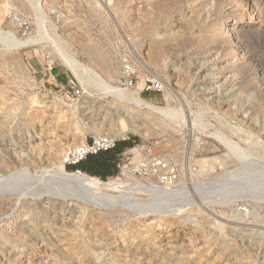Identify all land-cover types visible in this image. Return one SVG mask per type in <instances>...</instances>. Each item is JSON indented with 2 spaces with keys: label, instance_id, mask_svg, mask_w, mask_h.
I'll list each match as a JSON object with an SVG mask.
<instances>
[{
  "label": "rangeland",
  "instance_id": "rangeland-1",
  "mask_svg": "<svg viewBox=\"0 0 264 264\" xmlns=\"http://www.w3.org/2000/svg\"><path fill=\"white\" fill-rule=\"evenodd\" d=\"M3 1L0 0V9L4 8ZM55 1L48 0L51 11L47 13L51 16V21L55 22L59 27V33L66 36V40L71 44V51L81 63L90 64L96 68L94 69L99 74L105 75L107 72L104 68L92 62L91 56L84 49L86 47L99 51L101 56L106 60L110 58L107 61H111L114 68L121 72L120 77L116 76L117 78H114L115 81L120 79L127 85L129 82H132V88H135L142 82L143 77H146L145 82L151 81V90H147V86L145 85L142 97L160 106L168 104L165 90L154 86V80L151 75L153 74L151 73V63L149 61L152 42L151 35L149 36V34L151 33L147 35L149 37L146 36L147 38L143 37L141 39L135 34L138 27L148 23L151 25L152 14H154L151 0H114L116 4L120 3L119 13L113 10L98 13V11L96 12L89 7L86 0ZM64 3L67 5H64ZM68 4L69 8L66 10L65 7ZM234 5H231L232 7L230 5L225 6L222 17L227 18L232 15ZM14 6L18 7L21 11L17 17L20 19L24 17L22 20L25 19L28 22L26 21L23 27L19 28L12 23L13 21L9 16L5 17L2 24L8 26L9 30L18 36H23V34L35 35L36 26L33 24V17L31 16V12H29L30 9L28 7L25 9L19 3H16ZM211 7H207V9L209 10ZM182 12L173 16L170 25H159L158 29L156 28V32L158 33L157 40L162 41L165 39L164 36L167 38L169 35L171 36L168 38L173 36L179 37L182 32L181 26L184 23V19H188L189 17L188 6H184ZM125 16L126 18L123 22L122 19ZM63 17H67L69 20L65 22ZM181 20H183V23ZM246 21L255 22V20L251 19H247ZM253 33L245 42L249 44L250 52H257L263 58L264 33L261 31ZM2 47L0 44V166L2 168L5 167L4 163L8 161L11 155L17 157V159L21 157V159L36 160L37 162L41 160L48 162L51 160L55 163V161H58L56 157H58L61 147L68 142V139L64 137L65 127L72 123L69 122V118L65 120L58 119L60 116L58 110L60 109L57 106L60 104L58 101L60 98L65 100L67 104H74L75 102L81 106V114L77 115V117H79L85 127L93 126L103 121H107L110 124L118 117L116 116L117 113L114 107L107 105V101L93 99L94 102L90 97H87L88 94H86L84 88L75 81L60 60L49 65L47 63V54L41 48H30L13 52L5 50ZM195 54L194 48H191L186 55L178 59L177 62L179 64L168 60V68L164 73H160L162 80L172 87L173 94L176 96L174 97L173 95L176 101H171L173 107H177V109L182 108L185 113L188 110L189 112H200L202 110L204 111L203 114L201 113L202 118L214 125L215 128H221L218 122L222 119V121H225L226 118L225 122L230 121V123H235V120L232 121L230 119L231 116L227 114L229 107L233 109L238 105L241 108L244 106V103L247 106H249V103L257 105L255 102L259 100L260 103L258 104L263 105L262 96L259 97L256 94L257 90L254 87H251L252 95L255 93L253 96L250 94V91H246L247 98L245 93V95L234 97L238 92H236V87L231 90L235 83L232 84L233 81L230 80V77H232L233 71L236 68V59L232 56L220 59L217 57L215 50L211 51L207 56H200L199 58L195 57ZM204 60L208 64L201 70L198 64ZM24 66L28 67L29 73L23 70ZM253 67L249 68L250 70L247 69L250 72L246 71L244 73L246 75L242 77L254 76L255 67ZM124 69L131 72V74L125 76ZM208 73L209 75H207ZM29 77H31V80ZM257 85L260 86V89H263L261 90V95L264 94V81L257 82ZM77 92L79 93L77 94ZM32 96H36V104L31 103L30 98ZM254 97L258 98L255 100ZM234 104L237 105L234 106ZM61 105L65 106L64 103H61ZM262 105H258L262 110L258 114L259 116L257 115L258 117L256 116L257 118L250 124L253 128L259 126L264 130V106ZM202 108H206L207 110H203ZM225 111L227 115H225ZM187 113L189 121L192 122L194 116L191 115L192 113ZM215 113L220 115L219 117L221 118L218 117L219 121ZM122 114L123 117H128L136 121L138 125L148 128L151 135L143 137L139 134H128L125 138L117 139L118 144L126 143L130 146L123 148L125 151L119 157L118 171L114 176L109 178L125 179L124 170H128L131 174L135 175V168L142 164V161L145 162L142 160L145 158L153 161L151 162V167L155 171L158 170L156 169L157 167L155 168L158 162H160L158 163L160 167L167 170L165 168L167 166L166 160L169 159L173 166V171L170 175L171 177L174 174L176 176L172 177L174 181H176L177 177L179 178V169L185 171L182 178L186 186L185 184L182 186L184 190L181 188L182 195L178 194L177 196L181 198L185 193H190L191 197L188 195L190 197L188 199L191 201L187 200V194L185 195L186 198L185 196L182 197L189 203L193 201L191 198L193 197L194 199L195 196L200 201V193H205L206 188L214 190L224 183L231 182L226 179L215 182L219 177L226 176L224 175L225 168V174L233 172L237 168H231V170L233 169L231 171L230 166L224 164L227 163L224 162V160H227L225 154L227 150L213 136L212 138L209 132L201 133L199 127L197 125H193V127L192 123L191 127L187 126L185 130L164 131L159 125L150 122L151 120L147 121L141 117L144 121L143 124L141 118L135 114L121 111ZM224 131L229 132L228 130ZM262 135H264V131L261 133L260 139L264 138ZM92 137H87L88 143L92 142ZM234 140L239 141L236 137ZM195 146L197 147V151ZM138 152L140 155L137 154ZM259 154L261 156L259 160L264 161V151ZM135 155L136 158L140 157V159H135ZM216 157H221L223 161H218L201 178L192 176V170H200L198 169L200 168L198 160L217 159ZM161 158L163 159L162 161ZM1 167L0 182H3L5 180L3 172H7L8 174L10 169L7 171L8 168L6 166V169L4 168L1 171ZM66 168L69 172H73L71 170L72 166L66 165ZM42 171L43 169H38L36 173L32 172L36 176V174L40 175ZM47 177L52 178L53 175ZM256 177L258 178L251 177V179L246 181L248 188H252L255 182L260 180L259 176ZM26 179L29 184L32 183L31 179L25 178L22 175L16 178L20 183L23 181L22 184H26ZM37 179L36 177L32 180L39 183ZM197 179L200 180V186L197 184V182L199 183ZM203 181L204 183L207 182L205 183L206 185L202 184ZM28 182L26 189L27 185H29ZM192 183L193 185L197 184L196 186L199 189L193 186L190 187ZM231 183H234V181ZM237 183H240V181H235V184ZM25 184L22 185L23 190ZM201 184L203 185L202 187ZM260 186L264 189L263 183ZM185 187L187 188L186 192H184L186 190ZM194 188L196 189L194 190L195 192L192 191ZM201 189H204L203 192ZM0 196V264H264V206H262L263 208H258L260 210L257 209L256 213L252 214L254 216L251 217L250 215L247 217L248 222L247 220L245 222H231L229 218L217 214L215 217L218 219V222H224L223 225L226 226V228L224 227V234L221 235L217 229L218 225L216 222L212 220L213 218L207 217L206 213L195 214L196 219L186 218V216L180 219L143 217L140 215H129L119 210L117 212H107L106 215V212L84 207L75 202L69 203L60 198L47 196L45 198H38L32 196V194L25 197L13 194H0ZM170 197L174 199L173 196H168V198ZM175 198L179 203L182 200L181 198L178 201L176 195ZM160 200L163 201V199ZM166 200L168 201L166 198L164 202ZM167 201L165 202L166 205L168 204ZM158 202L159 199L156 203ZM164 202H162L163 205H165ZM171 202L172 200L169 201V203ZM188 202H184L183 204H187ZM24 203L31 204V209H24ZM179 203L175 202L174 204L172 202V205H178ZM192 203L195 205V201ZM200 203L201 209H205L204 204L201 201ZM158 204L161 207L162 204ZM167 207L163 206L162 208ZM220 210L222 209L218 208V211ZM225 241L233 243L231 244L236 250L235 255L230 254L229 250H227L228 252L225 251L223 245ZM84 249L87 250L86 253H83V251L85 252ZM151 259H153L152 262Z\"/></svg>",
  "mask_w": 264,
  "mask_h": 264
},
{
  "label": "bare ground",
  "instance_id": "bare-ground-1",
  "mask_svg": "<svg viewBox=\"0 0 264 264\" xmlns=\"http://www.w3.org/2000/svg\"><path fill=\"white\" fill-rule=\"evenodd\" d=\"M60 1L67 2V0ZM86 1L89 7H91L92 10L94 9L96 12L98 11V13L108 12L109 10H113L116 13L120 12V3L116 4L114 0ZM3 3L4 8L0 9V44L5 48V50L19 52L30 48H41L47 54V63L49 65H52L57 60H60L65 68L69 71V73L73 76L75 81L84 88L86 94H88L87 97H90L92 101H94L93 99H98L99 101H107V105H109L110 107H114L117 113L116 116L118 117L115 118L116 120H113L110 124L107 121V123L103 121L93 126L85 127L84 124L81 123L79 117H77V115L81 114V106L77 105L75 102L74 104H67L65 100L61 98L58 99V101L60 102V104H58L57 106V108L60 109L58 110V113L60 114L58 119L65 120L66 118H69V122H72L65 127L64 137L68 139V142L65 143L63 147H61L58 153V157H56L58 161H55V163L51 160H49L50 162H46L44 160L37 162L36 160L32 161L23 158L21 159V157L17 159V157L11 155L8 161L4 163L5 167L7 166L6 168H8L7 171L9 169L10 170L8 171V174L7 172H3L5 180L3 182H0L1 195L13 194L19 197H25L32 194V196L38 198H45L46 196L57 199L60 198L68 201L69 203L75 202L84 207L86 206L89 208H95L97 210L106 212V215L107 212H117L119 210L129 215H140L143 217L153 218L163 217L166 219H180L183 216H186V218H195V214L206 213L207 217L213 218L212 220L216 222V224L218 225L217 229L219 233H221V235L224 234V229L226 228V226L223 225L224 222H218V219H216L215 217L217 214L221 215L222 217L224 216L229 218L231 222H245L247 220V217H249L250 215L251 217L254 216L252 214L256 213L258 208H263L262 206H264V189L261 187L262 185L260 186V184H264V161L259 160L261 159L259 158L261 157L259 153L264 151V138L260 139L261 133L264 130L259 126L253 128L250 124L251 122L253 123L254 119L259 116L258 114L262 110L259 107L262 104H258L260 103V100L255 102L257 103V105H252V103H249V106H247L244 103V106H240L241 108H239L237 104H234V106H238H235V109H232V107L228 106V109H231H227V114L231 116L230 119H232V121L235 120V123H230V121L225 122L227 120L226 118L225 121H222L223 119L219 121V118L221 117H219L220 115H217L216 112L215 114L217 118L219 117L218 123L221 128H215L214 125L202 118L201 113L203 114L204 112L202 110H200V112H193L191 110V112H189L188 110V113H186H192L191 115L194 116V118H192V122H190V119L188 117L189 115L187 116L182 108L177 109V107L175 108L172 106L171 101H176V98L174 99V97L176 96L173 94L172 87L162 80V78L160 77V73H164V71L168 68V60L173 61V63L179 64V62H177L178 59L186 55V53H188L189 49L191 48H194V52L196 53L195 57L197 58H199L200 56H207L211 51L215 50L217 57H219L220 59L226 58V56H232L237 60L235 61L236 68L233 71L232 77H230V80L233 81L232 84L235 83L231 90L236 87V92H238V94L236 93L237 95L234 94V97L236 98V96L239 95L242 96L246 91H250V94L252 95L251 87H254L257 90L256 94H258L259 97L262 96V106H264V94L261 95V90L263 89H260V86L257 85V82L264 81V56L262 58L261 55L259 56L257 54V52H250L248 46L249 44L245 42L251 35L254 34L253 32L256 33L261 31L264 33V0H151L152 8L154 10V14H152L151 18V25H149L150 23H148L142 25L141 27H138L135 31V34L141 39L151 33L149 34V36L151 35L152 38L151 57L149 60L151 63V73H153L151 75L152 79L154 80V86L159 87L166 92L165 94L168 101V104L166 106L154 104L153 102H150L142 97L146 83V77H143L142 82H140L139 85L135 88H132V86L130 87L129 84H124L120 79L115 81L114 78L116 79V76L120 77L121 72L114 68V65L111 64V61H107L110 60V58H107L106 60L105 58H103V56H101L99 51L92 50L86 47L84 49L91 56L92 62L97 63L100 67L104 68V70L107 72L105 75L99 74L98 71L95 70L96 68L92 67L90 64L86 65L81 63L77 59L76 55L71 51V44L66 40V36L59 33V27L55 22L51 21V16L49 15V13H47L51 11L49 9L48 0H4ZM16 3L21 4L25 9L26 7L30 9L29 12H31V16L33 17L34 22L32 23L36 26L35 35L23 34V36H18L16 33H13V31L9 30L8 26L2 24V21L5 19V17L9 16L13 21L12 23L19 28L23 27V25L27 21L25 19L22 20L24 17L22 19L17 17L21 13V11L18 7L14 6ZM64 5L67 4L64 3ZM229 5H234V10L232 12V15L234 14V16L232 17V15H230L227 18H224L222 17V12L224 11L223 9L225 8V6ZM184 6H188L189 8V17L188 19H184V23L183 20H181L183 24L181 26L182 32L180 33V35L178 34L179 37L175 35L176 37L173 36L168 38L169 36H171L169 35L167 38L166 36H164L165 39L162 41L157 40L158 33L156 32V28L159 25H170V22L172 21L174 15L180 12L183 13L182 9ZM207 7L211 8L208 10ZM67 8H69V4L65 7L66 10ZM125 18L126 16L122 19V21L125 20ZM247 19L255 20V22H248L250 20L246 21ZM63 20L66 22L69 19L67 17H63ZM207 64L208 63L207 61L205 62V60L199 62V69L201 68V70H203V68ZM252 67L254 68V72L252 71L254 73V76H251L247 73L250 76H245L246 78H243L242 76L246 75L244 73H246V71H249V68ZM23 68V70L28 72V67L24 66ZM129 74H131V72L125 70L124 75L129 76ZM207 75H209V73ZM29 79L31 80V77H29ZM97 95L98 97H96ZM247 96L248 95L246 94V98ZM254 98L256 100L258 97ZM30 101L32 104H36V96H32L30 98ZM61 103H64L65 106L63 107ZM221 105L219 106L221 107ZM206 108L202 109L207 110ZM121 111H128L131 114H135L139 118L143 117V119L147 121L151 120L150 122H153L155 125H159L160 128H162V130L164 131L185 130L187 129L186 127L190 126L192 123V126L197 125L199 127V131L201 133L209 132L211 137L213 136L216 140H218L227 150L225 153L227 160H224V162L227 163L224 164L229 165L230 170L234 167L235 169L237 168L235 171L229 173L227 172V174H225L226 168L224 167V165V175L226 176L219 177L217 180H215V182L226 179L231 182L234 181V183H224L214 190L212 188H206L205 193H200V201L204 204L205 207V209H201L202 207H200L199 205L201 203L198 198H195L196 196L194 197V199L193 197L191 198L193 200L192 202L195 201V205H193L194 203L192 202H188L191 201L188 199L191 197L189 195L190 193H185V195L187 194L186 196L188 201L185 200L186 196L184 195L185 198L183 199L182 197L184 196H181V202H177L175 195L177 198L178 194L182 195V186H184L185 184L183 182L184 180L182 178V175L185 171H183V169H179V178L177 177L176 181H174V178L170 176V173L173 171V166L171 165L172 162L170 163L169 159H167L169 161L166 160L167 163L165 162L167 164V166L165 167L167 168V170H165L163 167L155 166V168L157 167L156 169H158L157 171H155L151 167V174H149V176L142 175L141 178H138L136 175L131 174L128 170H124L125 179L109 178L107 180H102L99 177L89 175L82 171L69 172L66 168V165L67 162L71 160V155L75 156V158L78 159L80 155H83L87 152L89 148V144L87 142L88 136H93L96 140L107 138L110 141H114L118 138H125L128 134H139L143 137H149L151 135V132L148 131V128H144L143 126L138 125L136 121L129 119L128 117H123V114L121 115ZM227 114L225 111V115ZM143 119L141 118L142 121ZM224 130H228L229 134ZM235 137L239 140L238 142L234 140ZM197 140L199 139L197 138ZM196 146L198 147V145ZM196 146L195 149L197 148ZM137 154H139V152ZM137 158L140 159V157ZM137 158L135 155V159ZM218 158L202 161L198 160V163L200 164V168L198 169L200 170H192V176H195L196 178L203 177L207 171L209 172V169H212L213 165L217 164L218 161H223L221 157ZM162 160L163 159L161 158V161ZM221 164L223 165V163ZM4 168L1 167V171ZM38 169H43V171L40 172V175H33V173H36ZM31 170L34 172H32ZM20 175L25 176V178L31 179L32 185L29 184L28 180L26 179V184L27 182L29 184L27 185V189L26 184L23 183L25 184L23 190V181H21L20 183L16 180L17 176ZM49 175H53V177L48 178L47 176ZM163 176H170L171 179L165 181L163 180ZM256 176H259L260 180H258V182H255L252 188H248L246 186V181L251 179V177L258 178ZM36 177L38 178L37 181H39V183L35 181V183L33 182L32 179H35ZM238 180L240 181V183L235 184V181ZM205 183L203 181L202 184L206 185ZM197 184H200V180L199 183L197 182ZM197 184L193 185L192 183L190 187H197ZM202 184L201 187L203 186ZM194 190L196 189L194 188L192 191ZM34 191L35 193L33 194ZM186 191L187 188L184 192ZM168 196H173L176 201H174L172 197H170L171 199L168 198ZM166 198L168 199V201L166 200L168 202L167 205L165 203L166 201L164 202ZM181 198H178V201ZM158 199V203L162 204L161 207L158 203H156ZM160 199H163V201H161ZM170 200H172L174 204L175 202L179 204L172 205V202L169 203ZM162 202H164L165 205H163ZM184 202L188 203L183 204ZM23 205L24 209H31V204L24 203ZM163 206L168 207L162 208ZM218 208L222 210L218 211ZM206 209L210 211L208 212ZM46 212L48 211L46 210ZM231 243L225 241V243H223L224 249L225 251L229 250L230 254L235 255L236 250L232 245L233 243ZM86 252L87 250H85V252L83 251V253ZM152 261L153 259H151V262Z\"/></svg>",
  "mask_w": 264,
  "mask_h": 264
},
{
  "label": "trees",
  "instance_id": "trees-1",
  "mask_svg": "<svg viewBox=\"0 0 264 264\" xmlns=\"http://www.w3.org/2000/svg\"><path fill=\"white\" fill-rule=\"evenodd\" d=\"M149 101V100H148ZM123 145L129 144H118L116 145L115 149L100 153L96 156H89L86 160L87 166H82V162L77 164L76 166H72L71 170L74 171H82L89 175L99 177L102 180H106L109 177L114 176L117 173L116 168V151L120 150Z\"/></svg>",
  "mask_w": 264,
  "mask_h": 264
},
{
  "label": "built area",
  "instance_id": "built-area-1",
  "mask_svg": "<svg viewBox=\"0 0 264 264\" xmlns=\"http://www.w3.org/2000/svg\"><path fill=\"white\" fill-rule=\"evenodd\" d=\"M150 84H151V81H148L145 83V85L147 86V90H151ZM129 86L130 87L133 86L132 82H129ZM78 93L79 92H77V94ZM117 143H118L117 140L110 141L107 138L96 140L94 137H92V142L88 143L89 148L87 152L84 153L83 155H80L78 159H76L75 156L71 155V160L67 162V165L76 166L80 162L87 160L89 156H95L103 152L111 151L115 149ZM142 160H144L146 163L142 161L143 164H140V166L135 168L136 171L134 173L137 177H142V175L149 176V174H151V160H149V158H145ZM158 163L156 166H160V164ZM170 176H163L164 178L163 180L168 181V179H171ZM172 177H176L175 174Z\"/></svg>",
  "mask_w": 264,
  "mask_h": 264
},
{
  "label": "crops",
  "instance_id": "crops-1",
  "mask_svg": "<svg viewBox=\"0 0 264 264\" xmlns=\"http://www.w3.org/2000/svg\"><path fill=\"white\" fill-rule=\"evenodd\" d=\"M127 145H123L122 146V148L120 149V150H117L116 151V154H115V156H116V161H115V164H116V168L118 167V163H119V157L124 153V151H125V149H123L124 147H126ZM96 156V155H95ZM81 163V162H80ZM88 164H87V162H86V160L85 161H82V166H87Z\"/></svg>",
  "mask_w": 264,
  "mask_h": 264
}]
</instances>
